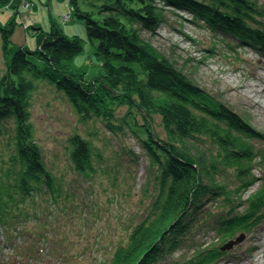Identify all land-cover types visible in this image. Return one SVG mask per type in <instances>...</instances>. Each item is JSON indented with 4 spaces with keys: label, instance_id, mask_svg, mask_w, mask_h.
I'll list each match as a JSON object with an SVG mask.
<instances>
[{
    "label": "trees",
    "instance_id": "obj_1",
    "mask_svg": "<svg viewBox=\"0 0 264 264\" xmlns=\"http://www.w3.org/2000/svg\"><path fill=\"white\" fill-rule=\"evenodd\" d=\"M10 2L0 0V7ZM70 6L73 15L85 21L88 37L99 40L103 71L88 78L69 66L68 61L82 52L83 40L69 36L55 21L48 30L32 25L30 39L36 40L37 49L21 45L8 61L0 78V138L11 152L3 150L0 160V229L10 233L5 242L13 245L14 232L28 220L30 198L57 193L30 121L29 99L38 89L35 81L47 79L67 95L81 119L101 121L113 132L130 128L149 150L155 182L152 206L126 243L116 248L110 264H161L186 242L194 255L168 264H218L227 252L219 245L198 251L200 243L192 237L195 227L213 220L220 234L232 236L262 223L264 183L247 200H242V192L256 181L254 140L264 136L254 132L245 116L191 79L145 34L154 33L168 6L191 13L197 24L264 55V4L70 0ZM13 17L0 18L4 46L16 30ZM123 106L127 110L120 115ZM155 116L160 117L164 135L154 129ZM70 139L75 169L92 171L95 142L79 132ZM226 174L234 181L231 185L221 181Z\"/></svg>",
    "mask_w": 264,
    "mask_h": 264
},
{
    "label": "rangeland",
    "instance_id": "obj_2",
    "mask_svg": "<svg viewBox=\"0 0 264 264\" xmlns=\"http://www.w3.org/2000/svg\"><path fill=\"white\" fill-rule=\"evenodd\" d=\"M7 5L0 7V18L5 21L13 15L17 25L8 45L4 46L0 35V78L19 46L37 49L36 40L30 39L32 25L48 30L54 21L69 36L83 40L82 52L68 61L69 66L88 78L103 71V57L97 54L99 40L88 37L85 21L73 15L70 0H12ZM164 8L163 21L146 37L210 95L245 116L256 134L264 136V55L197 24L189 12ZM35 82L38 89L29 99L30 121L57 193L35 194L28 200L31 214L21 223L20 231L14 232L13 245L5 242L10 233L0 229V264H110L116 248L126 243L152 206L155 182L149 150L130 128L113 132L101 121L81 119L55 83L47 79ZM126 110L123 106L119 114ZM154 129L164 135L158 116ZM76 132L92 139L100 154H95L94 169L86 173L76 170L71 162L70 138ZM6 143L0 138V160L3 150L11 153ZM254 144L258 152L252 170L256 181L242 192V200L264 183V137ZM224 179L230 185L234 182L231 175L221 180L226 183ZM211 209L217 210L215 206ZM234 210L243 211L241 207ZM215 226L213 220L205 226L196 225L192 237L200 243L198 251L209 245L223 247L244 235L231 249L222 250L227 254L218 264H264V217L259 226L254 223L246 232L232 236L220 234ZM192 255L194 250L186 242L161 264Z\"/></svg>",
    "mask_w": 264,
    "mask_h": 264
},
{
    "label": "water",
    "instance_id": "obj_3",
    "mask_svg": "<svg viewBox=\"0 0 264 264\" xmlns=\"http://www.w3.org/2000/svg\"><path fill=\"white\" fill-rule=\"evenodd\" d=\"M243 239H244V235H241L236 239H232L228 243H226L223 247H221V249L222 250L231 249L235 244L241 242Z\"/></svg>",
    "mask_w": 264,
    "mask_h": 264
},
{
    "label": "built area",
    "instance_id": "obj_4",
    "mask_svg": "<svg viewBox=\"0 0 264 264\" xmlns=\"http://www.w3.org/2000/svg\"><path fill=\"white\" fill-rule=\"evenodd\" d=\"M8 5H6V7H7Z\"/></svg>",
    "mask_w": 264,
    "mask_h": 264
},
{
    "label": "crops",
    "instance_id": "obj_5",
    "mask_svg": "<svg viewBox=\"0 0 264 264\" xmlns=\"http://www.w3.org/2000/svg\"><path fill=\"white\" fill-rule=\"evenodd\" d=\"M40 25V24H39Z\"/></svg>",
    "mask_w": 264,
    "mask_h": 264
}]
</instances>
